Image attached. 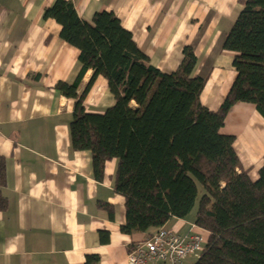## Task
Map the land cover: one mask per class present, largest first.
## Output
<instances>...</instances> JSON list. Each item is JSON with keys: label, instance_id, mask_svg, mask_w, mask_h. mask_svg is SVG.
I'll use <instances>...</instances> for the list:
<instances>
[{"label": "crops", "instance_id": "crops-1", "mask_svg": "<svg viewBox=\"0 0 264 264\" xmlns=\"http://www.w3.org/2000/svg\"><path fill=\"white\" fill-rule=\"evenodd\" d=\"M56 1L0 0V158L8 202L0 211V264H85L89 256H97V264H127L133 242L143 238L121 232L126 210L114 189L117 161L107 162L104 179H96L91 153L73 149L75 100L56 89L74 84L82 69L79 51L60 37L61 26L44 18ZM67 1L88 23L97 13H114L163 73H174L191 47L197 56L193 77L206 79L202 105L214 112L222 106L237 77L234 56L223 46L246 0ZM92 75L85 74L79 93ZM114 104L107 81L98 77L84 99L87 112L103 114ZM221 133L236 138L242 167L256 181L264 119L255 106H234ZM194 225L195 215L173 218L164 228L208 239L199 227L191 233Z\"/></svg>", "mask_w": 264, "mask_h": 264}, {"label": "trees", "instance_id": "trees-1", "mask_svg": "<svg viewBox=\"0 0 264 264\" xmlns=\"http://www.w3.org/2000/svg\"><path fill=\"white\" fill-rule=\"evenodd\" d=\"M44 18L58 23L61 39L79 51L76 82L56 89L75 100L73 149L91 153L96 179H104L107 162L117 161L114 189L126 210L121 232L152 236L197 206L195 224L208 239L195 264H264V158L252 180L236 153V138L221 133L238 104L254 105L264 119V0H246L227 36L223 49L233 54L237 77L215 112L201 103L206 79L193 77L197 56L191 47L183 50L178 69L166 74L151 65L112 12L97 13L88 23L71 1L57 0ZM89 70L93 75L79 93ZM100 76L115 104L90 114L84 99ZM5 173L0 158V211L8 205ZM98 261L89 256L85 264Z\"/></svg>", "mask_w": 264, "mask_h": 264}, {"label": "built area", "instance_id": "built-area-1", "mask_svg": "<svg viewBox=\"0 0 264 264\" xmlns=\"http://www.w3.org/2000/svg\"><path fill=\"white\" fill-rule=\"evenodd\" d=\"M194 225L191 233L196 229ZM207 239L200 234L182 236L170 232L165 228L160 229L152 236L136 242L131 252L127 255V264H149L164 261L170 264H184L189 256L205 251Z\"/></svg>", "mask_w": 264, "mask_h": 264}, {"label": "rangeland", "instance_id": "rangeland-1", "mask_svg": "<svg viewBox=\"0 0 264 264\" xmlns=\"http://www.w3.org/2000/svg\"><path fill=\"white\" fill-rule=\"evenodd\" d=\"M196 211H197V206L195 207V209H194L193 213L190 215V217L193 216V215H195L196 214Z\"/></svg>", "mask_w": 264, "mask_h": 264}]
</instances>
